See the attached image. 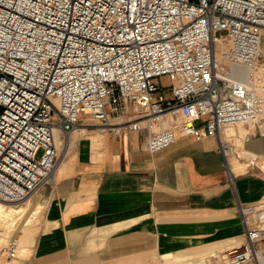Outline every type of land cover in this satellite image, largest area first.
I'll list each match as a JSON object with an SVG mask.
<instances>
[{"label":"built area","instance_id":"obj_1","mask_svg":"<svg viewBox=\"0 0 264 264\" xmlns=\"http://www.w3.org/2000/svg\"><path fill=\"white\" fill-rule=\"evenodd\" d=\"M262 32L264 0H0V199L50 185L54 131L66 150L81 125L146 129L149 152L178 135L234 152L229 128L264 126ZM238 211L220 264H264V203Z\"/></svg>","mask_w":264,"mask_h":264},{"label":"crops","instance_id":"obj_2","mask_svg":"<svg viewBox=\"0 0 264 264\" xmlns=\"http://www.w3.org/2000/svg\"><path fill=\"white\" fill-rule=\"evenodd\" d=\"M259 47L264 55V32ZM243 127L225 157L210 136L149 152L146 129L77 127L35 192L41 214L13 258L2 246L0 264H220L244 239L239 205L264 203V126Z\"/></svg>","mask_w":264,"mask_h":264},{"label":"rangeland","instance_id":"obj_3","mask_svg":"<svg viewBox=\"0 0 264 264\" xmlns=\"http://www.w3.org/2000/svg\"><path fill=\"white\" fill-rule=\"evenodd\" d=\"M161 81L166 82V79L162 78ZM165 93L169 94L167 90L165 91ZM235 128H238V133L240 135L243 134V132H244L243 125H235V126L229 128L227 130V132L234 134ZM60 141H62V140H60ZM234 141L236 144H239V141H237L236 139H234ZM56 144H57L58 151H59V156H58L57 162H56V163H58L59 160L61 158H63L66 151H65V149H63L61 147L62 143L56 142ZM58 144H60V145L58 146ZM235 151L237 152V150H235ZM40 153H41V149H39L36 156L38 157ZM47 186H48V184H44L41 188H43V187L46 188ZM34 195H35V193H32L29 197H27L26 199H24L20 202L4 203V201H3V203L6 204V206H11V207H14V208L19 209V210L16 212H12L10 214H7V215L0 217V237H1L0 247L6 245L7 240L10 238L9 237L10 235H11L12 239L16 240L17 247L21 246L17 240V237H18V234L21 232V230L23 231V225L24 224L28 225V226L33 225V223L37 219V216L40 215L42 212V207L41 206L35 207L36 204L33 203ZM261 256H264V254L261 253ZM258 259H260V258L258 257ZM262 259H264V258H262ZM262 262H264V260H262Z\"/></svg>","mask_w":264,"mask_h":264},{"label":"bare ground","instance_id":"obj_4","mask_svg":"<svg viewBox=\"0 0 264 264\" xmlns=\"http://www.w3.org/2000/svg\"><path fill=\"white\" fill-rule=\"evenodd\" d=\"M54 138L56 140V142L58 143H61L62 141L59 140L58 138V135H57V131H54ZM60 144H58L59 146ZM4 203H7L6 201H4ZM3 203V200L0 199V217L4 216V215H7V214H10L12 212H16L18 211L19 209H16L14 207H11V206H6V204ZM0 243H1V237H0ZM2 247H0L1 249ZM258 254V255H257ZM256 256L257 258L259 257L260 259L259 260H264L262 258H264V256H261V250L260 249H257L256 251Z\"/></svg>","mask_w":264,"mask_h":264}]
</instances>
